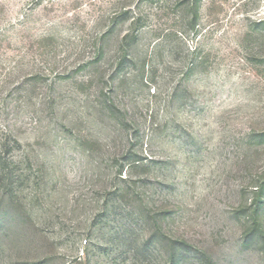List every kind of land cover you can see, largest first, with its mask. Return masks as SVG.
Instances as JSON below:
<instances>
[{"label":"rangeland","instance_id":"374dc122","mask_svg":"<svg viewBox=\"0 0 264 264\" xmlns=\"http://www.w3.org/2000/svg\"><path fill=\"white\" fill-rule=\"evenodd\" d=\"M0 264H264V0H0Z\"/></svg>","mask_w":264,"mask_h":264}]
</instances>
